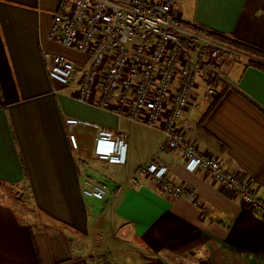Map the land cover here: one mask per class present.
Instances as JSON below:
<instances>
[{
    "label": "crops",
    "instance_id": "obj_1",
    "mask_svg": "<svg viewBox=\"0 0 264 264\" xmlns=\"http://www.w3.org/2000/svg\"><path fill=\"white\" fill-rule=\"evenodd\" d=\"M59 2L0 0V264H264V218L253 208L207 172L187 171L178 151L159 150L161 131L80 103L76 89L51 82L46 54L86 61L48 38ZM178 10L185 25L264 49V0H179ZM247 63L233 51L221 70L223 96L207 112L213 99L200 82L179 124L264 200V72ZM68 118L125 134L127 163L96 160L95 132L67 127ZM154 155L171 180L195 191L196 204L150 179L132 185ZM86 177L108 186L105 200L83 195Z\"/></svg>",
    "mask_w": 264,
    "mask_h": 264
},
{
    "label": "built area",
    "instance_id": "obj_2",
    "mask_svg": "<svg viewBox=\"0 0 264 264\" xmlns=\"http://www.w3.org/2000/svg\"><path fill=\"white\" fill-rule=\"evenodd\" d=\"M178 1L60 0L48 38L84 55L86 61L79 66L62 55L46 54L49 79L64 89H76L80 103L161 131L159 150L178 151L187 171L207 172L264 218V200L257 197L252 184L203 153L180 127L200 82L205 99L218 96L216 83L226 80L221 70L233 51L186 30ZM65 124L95 132L96 160L127 163L125 134L75 118L66 119ZM69 141L74 151L80 149L75 133L70 132ZM142 179H150L174 199L197 203L195 191L171 180L168 167L156 155L138 167L129 181L137 186ZM82 192L100 201L110 194L107 185L89 177Z\"/></svg>",
    "mask_w": 264,
    "mask_h": 264
},
{
    "label": "trees",
    "instance_id": "obj_3",
    "mask_svg": "<svg viewBox=\"0 0 264 264\" xmlns=\"http://www.w3.org/2000/svg\"><path fill=\"white\" fill-rule=\"evenodd\" d=\"M182 26L194 34L206 37V38L212 40L213 42H216L218 44H221V45L231 49L232 51H234L236 53H241V54L247 56L248 57V63L246 65V68L252 67V68H256V69L264 72V49L263 48L249 44V43L242 42V41L235 39L229 35H225V34H222V33L216 32V31L208 30L206 28L200 27V26L195 25V24L185 25L184 23H182ZM220 82L221 81L218 80L216 83V86H218V84ZM226 90H227V87L222 88L219 91L218 96L213 99V102L210 105L207 112H209L215 106V104L223 96V94L225 93Z\"/></svg>",
    "mask_w": 264,
    "mask_h": 264
},
{
    "label": "rangeland",
    "instance_id": "obj_4",
    "mask_svg": "<svg viewBox=\"0 0 264 264\" xmlns=\"http://www.w3.org/2000/svg\"><path fill=\"white\" fill-rule=\"evenodd\" d=\"M53 54H54V53H53ZM234 60L237 61L236 58H234ZM203 91H204V89H203ZM206 104H208V103L204 102V103L202 104V108H203L202 110H206V109H207V106L204 107V105H206ZM208 107H209V105H208ZM142 129H143L144 131L148 130L147 128H144V127H143ZM89 178L94 180V178H91V177H89ZM101 183H104V182L101 181ZM6 194H7V195H10L11 193H10V194H9V193H6ZM35 206H36V205H35ZM35 206H34V207H35ZM36 208H37V206H36ZM37 209H39V208H37Z\"/></svg>",
    "mask_w": 264,
    "mask_h": 264
}]
</instances>
